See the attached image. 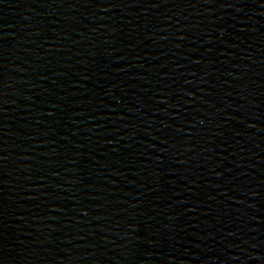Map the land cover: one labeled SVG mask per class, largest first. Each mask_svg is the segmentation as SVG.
Masks as SVG:
<instances>
[{
  "label": "water",
  "instance_id": "1",
  "mask_svg": "<svg viewBox=\"0 0 264 264\" xmlns=\"http://www.w3.org/2000/svg\"><path fill=\"white\" fill-rule=\"evenodd\" d=\"M0 264H264V0H0Z\"/></svg>",
  "mask_w": 264,
  "mask_h": 264
}]
</instances>
